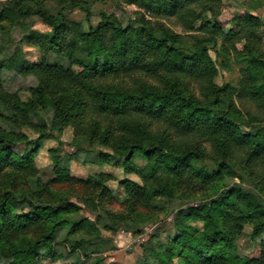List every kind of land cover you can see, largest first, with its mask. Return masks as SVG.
Listing matches in <instances>:
<instances>
[{
	"label": "trees",
	"instance_id": "trees-1",
	"mask_svg": "<svg viewBox=\"0 0 264 264\" xmlns=\"http://www.w3.org/2000/svg\"><path fill=\"white\" fill-rule=\"evenodd\" d=\"M125 1L155 16L188 15L189 23H195L204 12L214 15L221 0ZM74 9L87 17L91 14L80 0H57L55 8L46 7L43 0L0 2V106L9 113L0 115V122L17 126L22 121L40 130L44 128L41 113L53 110L49 131L61 133L74 123L77 131L87 128L102 135L111 145H120L121 167L127 174L144 180L171 174L204 185L214 182L215 194L209 202L179 210L174 217L176 237L168 245L150 240L140 264H264V240L255 257L233 252L236 232L244 223H251L252 239L264 236V202L255 192L224 186L218 171L208 176L201 166L206 156L203 141L209 139L222 153L218 167L241 148L249 150L250 163L264 160V130L242 135L232 98L234 93L255 99L264 96V42L258 37L262 21L246 13L237 21V30L228 33L218 25H204L212 41L221 40L225 53L237 51L235 44L242 49L236 52L243 65L238 87L217 88L212 83L216 69L200 42L184 52L179 37L157 34L143 15L129 25L103 14V21L85 31L80 23L68 20L66 13ZM31 17L41 21L44 33L28 26ZM14 33L20 35L17 40ZM24 46L36 48L42 61L26 62ZM9 74L35 80L29 100L22 101L6 88ZM199 78L207 83L203 101L191 92L192 80ZM156 80L161 84L154 85ZM130 116L146 121L126 120ZM155 122L163 125L152 133ZM45 135L40 132L36 140H28L0 127V264H40L43 258H53L54 238L67 225L98 232L92 222L75 219L79 208L66 197L53 193L45 202L31 194L27 183L37 179L34 158ZM194 136L198 140L193 143L187 139ZM135 155L142 156L147 166H136ZM69 180L67 170H56V182ZM125 189L130 206L147 194L131 182L125 183ZM97 220L101 225L100 217ZM190 221L201 223L202 229L189 225ZM98 242L78 241L73 249L86 258L101 252ZM100 263L99 258L91 264Z\"/></svg>",
	"mask_w": 264,
	"mask_h": 264
},
{
	"label": "rangeland",
	"instance_id": "rangeland-1",
	"mask_svg": "<svg viewBox=\"0 0 264 264\" xmlns=\"http://www.w3.org/2000/svg\"><path fill=\"white\" fill-rule=\"evenodd\" d=\"M6 1L8 0H0L1 3ZM80 1L86 4L90 16L87 17L79 9L67 12L66 16L68 20L80 23L85 31L103 21V14L113 16L119 22L129 25H133L138 15H143L151 22V28L157 34L169 32L179 37L182 47L186 50L184 52L191 51L200 42L202 47L207 49V54L216 69L212 83L217 88L226 85L238 87L243 65L238 63L236 52L242 49L241 45L235 44L237 51L225 53L221 40L216 38L212 41L213 37L204 25H218L225 33L230 30L236 31L239 18L249 13L262 21L263 28L258 37L264 42V0H221L214 15L211 12H204L202 19L195 23H189L192 18L188 19V15L155 16L126 3L125 0ZM43 2L48 8L57 6V0ZM27 23L37 32H45L37 17H31ZM14 36L15 40L20 37L19 33H14ZM22 55L28 63L37 64L42 61V55L36 48L24 46ZM137 78L143 79L141 76ZM161 82L157 81L154 85L158 86ZM140 84L138 82V87ZM5 85L9 91L17 92L20 99L25 102L30 99V90L35 86V80L9 74L5 77ZM206 88L205 79L199 78L191 82V92L201 101L206 98ZM232 98L238 112L235 119L241 134L253 135L259 130H264V96L255 99L250 95L238 96L234 93ZM209 100L213 102L212 99ZM2 114L9 113L0 106V115ZM53 114V110L49 109L41 113L44 128L40 125V130L28 127L22 121H18L17 126L0 122V127L22 133L28 140H36L40 132L48 134L40 142L34 158L37 179H31L27 183L31 194L39 196L45 202L51 200L53 193L66 197L68 202L79 208V211L74 213L75 219L92 222L98 232L93 233L90 229L73 230L72 225L65 226L54 238V257L43 258L40 264H91L99 258L100 264H140L150 240L157 239L168 245L176 237L178 230L174 226V217L179 210L198 208L202 204H207L215 194L214 182L204 185L188 176L174 179L171 174H159L156 178L144 180L135 173L127 174L121 167L124 155L120 153V145H111L102 135H93L87 128L77 131L74 123L67 124L61 133L51 132L49 123ZM126 120L141 122L144 119L130 116ZM32 122L39 124L36 119H32ZM162 125V122L158 124L155 122L152 133ZM197 138L198 136H194L187 139L193 143ZM203 142L206 156L201 166L208 176H213L218 171V176L222 177L220 183H224V186H240L245 192H255L264 202V160L250 163L247 159L249 150L241 148L225 159L223 166L218 167V158L222 154L219 147L213 146L210 139ZM102 154L110 158L102 160ZM57 160L55 167L54 163ZM133 163L138 167L147 166L146 160L138 155L134 156ZM57 169L67 170L70 180L56 182ZM217 179L216 176L215 181ZM126 182L143 188L147 193L139 198L134 206L128 204L131 197L125 189ZM98 217L102 221L101 225L98 223ZM188 224L202 229L201 223L190 221ZM102 225H106L107 229ZM252 230L251 223H244L241 229L237 230L233 240L234 254L242 257L258 255L264 236L259 235L252 239ZM94 239L99 240L97 244L101 251L99 254L85 258L73 249L78 241Z\"/></svg>",
	"mask_w": 264,
	"mask_h": 264
}]
</instances>
